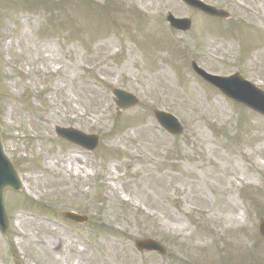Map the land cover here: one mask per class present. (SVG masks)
Segmentation results:
<instances>
[{
	"label": "rangeland",
	"instance_id": "1",
	"mask_svg": "<svg viewBox=\"0 0 264 264\" xmlns=\"http://www.w3.org/2000/svg\"><path fill=\"white\" fill-rule=\"evenodd\" d=\"M203 1L231 18L179 0H0L3 145L24 186L5 194L0 264H264V117L191 68L264 91V0ZM168 13L191 30H173ZM114 89L139 103L119 110ZM155 110L183 133H166ZM140 239L167 254H140Z\"/></svg>",
	"mask_w": 264,
	"mask_h": 264
},
{
	"label": "water",
	"instance_id": "2",
	"mask_svg": "<svg viewBox=\"0 0 264 264\" xmlns=\"http://www.w3.org/2000/svg\"><path fill=\"white\" fill-rule=\"evenodd\" d=\"M181 1L208 15L223 19L229 18V14L225 11L206 5L200 0ZM168 22L172 27L180 31H188L191 26L190 20L177 19L171 14L168 15ZM192 68L200 77L212 86L220 89L227 97L264 115V92L254 84L244 80L239 74L230 77L214 76L201 69L196 62L192 63ZM114 95L117 97V106L119 109H129L138 103V99L127 92L115 90ZM155 115L160 124L169 133L180 135L183 132L182 126L174 116L160 111H156ZM1 133L2 129L0 126V230L3 234H6L10 223L4 203V194L7 189H12L17 192L21 191L22 184L15 166L3 152ZM56 133L60 138L79 145L88 151H94L99 147V139L95 135L88 136L74 129L62 128H57ZM64 217L77 223H85L87 221L86 217L73 213H65ZM260 234L264 238V221L260 224ZM136 246L140 252L147 251L158 252L161 255L166 254L164 247L154 240H137Z\"/></svg>",
	"mask_w": 264,
	"mask_h": 264
},
{
	"label": "bare ground",
	"instance_id": "3",
	"mask_svg": "<svg viewBox=\"0 0 264 264\" xmlns=\"http://www.w3.org/2000/svg\"><path fill=\"white\" fill-rule=\"evenodd\" d=\"M81 168L79 166L76 167V172L80 173Z\"/></svg>",
	"mask_w": 264,
	"mask_h": 264
}]
</instances>
